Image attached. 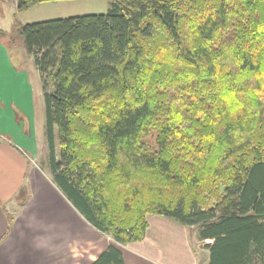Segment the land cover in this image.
Segmentation results:
<instances>
[{
    "label": "trees",
    "instance_id": "1",
    "mask_svg": "<svg viewBox=\"0 0 264 264\" xmlns=\"http://www.w3.org/2000/svg\"><path fill=\"white\" fill-rule=\"evenodd\" d=\"M108 1L17 30L52 181L116 243L160 215L211 240L208 264H264V0ZM92 264L124 262L110 245Z\"/></svg>",
    "mask_w": 264,
    "mask_h": 264
},
{
    "label": "crops",
    "instance_id": "2",
    "mask_svg": "<svg viewBox=\"0 0 264 264\" xmlns=\"http://www.w3.org/2000/svg\"><path fill=\"white\" fill-rule=\"evenodd\" d=\"M39 128L38 140L34 86L0 43V264H92L110 245L124 264H208L211 240L201 242L194 230L189 241V227L164 216L149 215L143 239L128 244L92 227L37 166L48 153L44 110Z\"/></svg>",
    "mask_w": 264,
    "mask_h": 264
},
{
    "label": "rangeland",
    "instance_id": "3",
    "mask_svg": "<svg viewBox=\"0 0 264 264\" xmlns=\"http://www.w3.org/2000/svg\"><path fill=\"white\" fill-rule=\"evenodd\" d=\"M109 7L110 3L108 0H67L41 3L30 7L25 11L19 12L16 10L15 4L12 3V0H0V43L7 50L13 66L16 69L26 71L29 76L30 83L34 86L35 129L38 140L40 133L39 115L42 116L44 110L41 78H39L40 75L35 71L33 58L26 53L22 40L17 34L18 27L28 23L42 22L55 18L58 19L73 16L105 14ZM39 83L41 90L37 92V84L39 85ZM52 90L53 85L48 82L47 91L51 92ZM54 140L55 157L58 159L59 143L56 134ZM36 163L37 166L44 168L46 172L50 173L48 153L47 156L39 155ZM194 230H196V227L187 228L189 241H191ZM201 258L202 257L200 256V259Z\"/></svg>",
    "mask_w": 264,
    "mask_h": 264
}]
</instances>
